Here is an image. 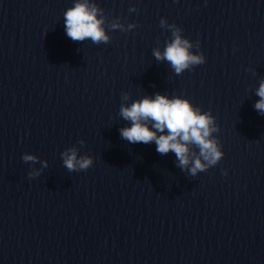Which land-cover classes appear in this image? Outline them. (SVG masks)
Listing matches in <instances>:
<instances>
[{
  "label": "water",
  "instance_id": "obj_1",
  "mask_svg": "<svg viewBox=\"0 0 264 264\" xmlns=\"http://www.w3.org/2000/svg\"><path fill=\"white\" fill-rule=\"evenodd\" d=\"M89 2L106 42L66 35L76 0H0V264H264V0ZM174 32L204 62L157 59ZM157 93L213 118L217 163L121 136Z\"/></svg>",
  "mask_w": 264,
  "mask_h": 264
},
{
  "label": "clouds",
  "instance_id": "obj_2",
  "mask_svg": "<svg viewBox=\"0 0 264 264\" xmlns=\"http://www.w3.org/2000/svg\"><path fill=\"white\" fill-rule=\"evenodd\" d=\"M103 20L98 18L96 7L89 0H76V3L64 12L65 33L73 41L90 38L94 43L109 39L103 28ZM190 42L174 32V39L163 53L155 51L157 59H167L179 74L192 64L204 62V57L190 51ZM256 94L260 99L254 107L264 114V80L260 82ZM120 114L131 122L130 126L120 129L121 136L131 143H151L161 154L175 153L179 166L191 164L190 172L195 175L207 165L217 163L223 156L219 145L210 138V125L213 118L192 103L181 97L169 98L160 93L145 96L131 105L122 106ZM190 145L199 148V156L192 158ZM201 157L204 161L202 163ZM23 159L33 160L34 156L25 155ZM91 158L77 159L75 151L64 153V165L69 170L77 167L87 169ZM227 175V173H225Z\"/></svg>",
  "mask_w": 264,
  "mask_h": 264
}]
</instances>
